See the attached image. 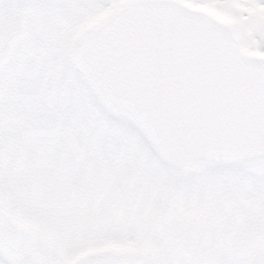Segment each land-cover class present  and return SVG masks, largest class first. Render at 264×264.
<instances>
[{"label":"snow or ice","instance_id":"obj_1","mask_svg":"<svg viewBox=\"0 0 264 264\" xmlns=\"http://www.w3.org/2000/svg\"><path fill=\"white\" fill-rule=\"evenodd\" d=\"M0 264H264V0H0Z\"/></svg>","mask_w":264,"mask_h":264}]
</instances>
